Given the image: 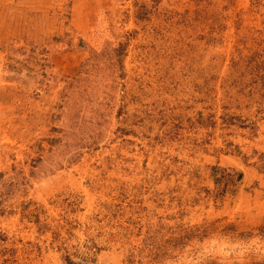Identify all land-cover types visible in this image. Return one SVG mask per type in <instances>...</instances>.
<instances>
[{"label":"rangeland","instance_id":"1","mask_svg":"<svg viewBox=\"0 0 264 264\" xmlns=\"http://www.w3.org/2000/svg\"><path fill=\"white\" fill-rule=\"evenodd\" d=\"M0 264H264V0H0Z\"/></svg>","mask_w":264,"mask_h":264}]
</instances>
